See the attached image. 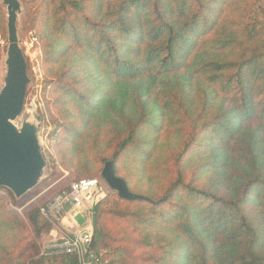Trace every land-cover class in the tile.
Segmentation results:
<instances>
[{"label":"trees","instance_id":"trees-1","mask_svg":"<svg viewBox=\"0 0 264 264\" xmlns=\"http://www.w3.org/2000/svg\"><path fill=\"white\" fill-rule=\"evenodd\" d=\"M22 9L19 38L34 32L41 47L54 156L71 171L62 193L113 161L132 193L153 200L115 194L94 206L103 259L264 264V0ZM6 25L0 1L4 35ZM51 229L41 207L19 214L0 195V264H79L40 255Z\"/></svg>","mask_w":264,"mask_h":264},{"label":"water","instance_id":"water-1","mask_svg":"<svg viewBox=\"0 0 264 264\" xmlns=\"http://www.w3.org/2000/svg\"><path fill=\"white\" fill-rule=\"evenodd\" d=\"M23 1L30 0H3L7 8L8 49L6 75L0 90V190H9L18 200L42 183L48 166L41 144V117L25 119L20 126L16 124L24 112L31 83L19 38ZM101 176L120 199L153 203L149 197L129 190L126 181L116 175L113 161L105 165Z\"/></svg>","mask_w":264,"mask_h":264},{"label":"rangeland","instance_id":"rangeland-1","mask_svg":"<svg viewBox=\"0 0 264 264\" xmlns=\"http://www.w3.org/2000/svg\"><path fill=\"white\" fill-rule=\"evenodd\" d=\"M1 5L5 9L7 17V8L3 5V0ZM20 21V20H19ZM7 27V25H6ZM8 32V28H7ZM21 47L25 53L28 66H29V77L31 83L28 86L27 98L25 103V109L22 116L16 121V124L20 126L25 119H31L36 116L41 117L42 132H41V144L43 149V154L47 160L48 166L46 171V176L42 183L29 194L21 199H17L19 204H14L11 202L8 190L1 189L0 195L4 197L10 207L17 213L23 214L25 211L35 208V207H45L49 201L57 197L62 190L66 188L70 182L71 171H68L60 166V162L54 156V148L52 140L50 139V134L53 131L52 118L47 108V100H49V95L45 93V77L44 71L41 64V47L39 44V39L36 37L34 32H30L24 38L20 37ZM7 49H8V33L4 35V29L0 26V90L4 85V78L6 75V65L5 61L7 59ZM53 110V109H52ZM95 179L100 180L101 188L100 191L105 195H112L113 199L118 200L116 192L112 191L110 187L103 180L102 176L99 175ZM90 180V179H83ZM76 181V180H75ZM143 191L142 188H140ZM222 192L225 190L222 189ZM62 220L58 221V227L62 228ZM53 227V225H52ZM56 230V227L53 228ZM60 231V230H56ZM53 232V231H52ZM50 231H45L41 234L39 238L40 255L42 256V247L44 240L48 238L51 233ZM9 238V237H8ZM10 239V238H9ZM11 241V240H10Z\"/></svg>","mask_w":264,"mask_h":264},{"label":"built area","instance_id":"built-area-1","mask_svg":"<svg viewBox=\"0 0 264 264\" xmlns=\"http://www.w3.org/2000/svg\"><path fill=\"white\" fill-rule=\"evenodd\" d=\"M100 188L98 179L75 181L68 191L41 208L42 216L53 225V232L44 240L42 256L74 255L79 264H112L93 248L94 206L105 197Z\"/></svg>","mask_w":264,"mask_h":264}]
</instances>
